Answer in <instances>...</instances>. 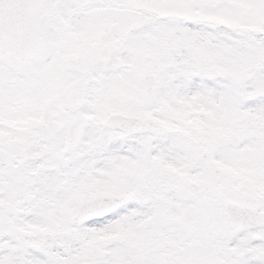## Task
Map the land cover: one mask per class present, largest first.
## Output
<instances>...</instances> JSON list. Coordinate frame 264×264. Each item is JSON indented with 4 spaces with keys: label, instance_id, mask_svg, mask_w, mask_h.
Returning <instances> with one entry per match:
<instances>
[{
    "label": "snow or ice",
    "instance_id": "obj_1",
    "mask_svg": "<svg viewBox=\"0 0 264 264\" xmlns=\"http://www.w3.org/2000/svg\"><path fill=\"white\" fill-rule=\"evenodd\" d=\"M0 264H264V0H0Z\"/></svg>",
    "mask_w": 264,
    "mask_h": 264
}]
</instances>
